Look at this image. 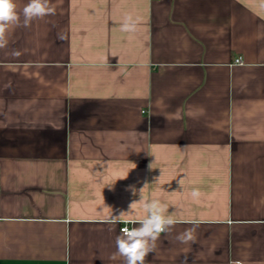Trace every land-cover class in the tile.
<instances>
[{"label":"crops","instance_id":"1","mask_svg":"<svg viewBox=\"0 0 264 264\" xmlns=\"http://www.w3.org/2000/svg\"><path fill=\"white\" fill-rule=\"evenodd\" d=\"M51 3L0 49V264H123L141 195L177 220L146 264H264V0Z\"/></svg>","mask_w":264,"mask_h":264},{"label":"clouds","instance_id":"2","mask_svg":"<svg viewBox=\"0 0 264 264\" xmlns=\"http://www.w3.org/2000/svg\"><path fill=\"white\" fill-rule=\"evenodd\" d=\"M56 15V7L51 0H28L22 8L19 7L17 0H0V49H4L8 45V33L10 29L15 27L28 28L32 22L37 19H44L48 16ZM140 26L139 18L126 15L120 25V30L125 33H136ZM58 39L63 40L64 36L58 34ZM13 56H20L19 51H13ZM125 175L122 179H126ZM180 185L183 178L177 180ZM144 186L139 190L143 192ZM133 195L137 194L135 185H129L128 189ZM193 200L198 201L201 192L198 188H194L191 193ZM144 215L135 221H131V227H122L119 234L115 238L116 252L113 253L111 259L116 260L122 258L123 264H146V257L153 254L157 248V241L162 233H171L175 227L177 220L174 215L169 213L168 206L162 203L160 199H144L140 196ZM137 201L129 204L128 211H120L118 214H111L107 218V223L113 226L124 224V217L130 212ZM191 227L176 235L175 239L181 244L195 243L196 231L199 227L198 222H190ZM182 264H188L187 257Z\"/></svg>","mask_w":264,"mask_h":264},{"label":"built area","instance_id":"3","mask_svg":"<svg viewBox=\"0 0 264 264\" xmlns=\"http://www.w3.org/2000/svg\"><path fill=\"white\" fill-rule=\"evenodd\" d=\"M234 62L237 63V64H242V60L240 58H236L234 60ZM122 227H128V226L126 224H123V225L120 226L119 229H121Z\"/></svg>","mask_w":264,"mask_h":264}]
</instances>
